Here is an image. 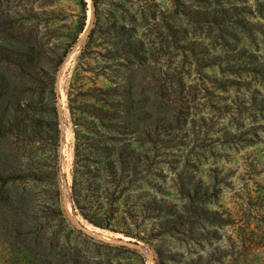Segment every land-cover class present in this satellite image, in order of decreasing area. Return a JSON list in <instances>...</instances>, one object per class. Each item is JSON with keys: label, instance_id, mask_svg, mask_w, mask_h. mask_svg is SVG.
Masks as SVG:
<instances>
[{"label": "rangeland", "instance_id": "rangeland-1", "mask_svg": "<svg viewBox=\"0 0 264 264\" xmlns=\"http://www.w3.org/2000/svg\"><path fill=\"white\" fill-rule=\"evenodd\" d=\"M79 1L0 0V46L27 51L38 31L55 77L52 93L0 60V168L53 175L76 228L144 264H264V0H97V16L87 0L54 75L53 41L76 33ZM84 164L97 213L117 215L103 226L73 206ZM37 176L14 191L44 203Z\"/></svg>", "mask_w": 264, "mask_h": 264}, {"label": "trees", "instance_id": "trees-1", "mask_svg": "<svg viewBox=\"0 0 264 264\" xmlns=\"http://www.w3.org/2000/svg\"><path fill=\"white\" fill-rule=\"evenodd\" d=\"M93 2L97 16V0H93ZM79 3L81 5L80 22L74 36L71 37L68 33L66 42L61 44L53 41L48 59L55 63L54 75L60 69L71 49L77 44L80 34L85 29L87 0H80ZM9 23H12L11 20ZM94 29L92 28L89 34L91 38L95 32ZM31 39V46L27 51L0 46V60L14 63L20 74L27 75L36 82H43L47 78V71H45L47 40L38 31L35 34L32 32ZM161 45H163V41ZM86 47H90V40L87 41L83 49V55L87 51ZM166 50H163L164 55L168 53ZM129 53L135 54L132 52V47ZM229 69L231 72L234 70H232V66ZM176 77L178 76L171 77L169 75V78L175 79ZM54 82L55 77L49 79L48 82L45 80V83L52 85V93ZM157 92L160 98L168 96L166 95L167 88L165 85L163 86V83ZM170 93L174 94L175 92L171 90ZM5 95L0 86V106L2 102L8 100ZM19 102L20 100H14L18 107H20ZM1 119L2 117H0V126ZM106 131L108 133V130ZM149 132L150 130L147 131V135ZM78 153L79 147L76 145V156ZM76 167L71 191L74 209L93 224L103 226L101 220H105L104 216L110 220L116 218L117 215L113 210L104 214L97 213V209L100 208L98 194L94 193L97 187L92 188L91 182H88L87 178L84 177L86 173L83 170L85 164ZM9 169L10 172H7L0 168V227L5 234L4 241L0 245V264H130L129 258L133 257L130 254H137L141 257V253L135 248L97 240L76 228L62 206L59 180L51 181L53 175L38 178L36 172L27 174L22 171L19 172L17 169ZM9 169L7 170L9 171ZM36 176L38 179L50 181L47 187V200L44 203L37 202L38 199L28 194L29 192L25 187L14 191L18 180L29 181L28 177L36 179ZM111 182L115 184V194L120 182L117 179L111 180ZM9 190H13V192L9 193ZM89 191L94 192L88 195ZM141 260L144 264L143 257Z\"/></svg>", "mask_w": 264, "mask_h": 264}]
</instances>
